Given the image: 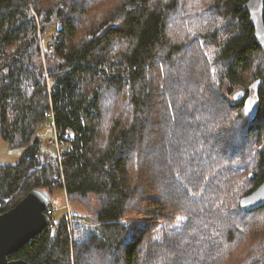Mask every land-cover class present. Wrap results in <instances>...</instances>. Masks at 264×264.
<instances>
[{
	"label": "trees",
	"instance_id": "16d2710c",
	"mask_svg": "<svg viewBox=\"0 0 264 264\" xmlns=\"http://www.w3.org/2000/svg\"><path fill=\"white\" fill-rule=\"evenodd\" d=\"M248 1L210 0L192 13L193 33L183 29L182 0H0V138L27 147L17 162L0 163V211L35 188L52 197L64 190L87 211L73 222L51 217L53 226L10 259L219 264L225 248L261 232L264 220L255 226L252 217L264 206L240 205L264 181V46ZM188 47L201 60L205 89ZM257 80L252 118L245 99L230 95L241 88L248 97ZM192 99L180 123V105ZM50 109L58 131L75 133L62 161L38 136ZM150 216L168 237L156 235L148 250ZM254 255L244 263L264 264V253Z\"/></svg>",
	"mask_w": 264,
	"mask_h": 264
},
{
	"label": "rangeland",
	"instance_id": "374dc122",
	"mask_svg": "<svg viewBox=\"0 0 264 264\" xmlns=\"http://www.w3.org/2000/svg\"><path fill=\"white\" fill-rule=\"evenodd\" d=\"M183 2L186 3V9L183 10L180 13L179 16L189 19L188 23H185L183 25V29L184 31H188L190 28H192L193 33H195L196 31H198L197 29V24L199 23V17L198 16H193L192 13L193 12H200L201 9H203L206 5L207 2L209 3L210 0H182ZM202 19V18H201ZM192 21V22H191ZM192 23V25H191ZM203 24H212V21L210 18H208V23L205 21L203 22ZM49 32V31H48ZM53 30H51L48 34V36H46V39H49L51 37ZM171 36V39H174L176 36V39L173 40L172 42L175 41H179V42H183V39L185 38H180L177 35H173V34H169V37ZM52 50V49H50ZM188 51V55L191 56L192 61L194 59V67L191 68V71L193 74L197 73V77L198 79L196 80V82L202 83V80L204 79V89L206 88L207 82L206 80L208 79L206 77V75L203 74V68H202V63L201 60L197 59L196 53H195V48L194 47H188L187 48ZM188 63V61H187ZM192 65V66H193ZM199 69H198V68ZM186 69H189V64L186 66ZM208 69V68H207ZM203 78V79H202ZM201 87H196V91H197V95L201 96L202 93V89L203 88V84L200 85ZM241 88L235 89V90H240ZM234 93H232L230 96L233 99V95ZM250 95H254V90L251 88V93ZM158 103L161 105L162 103L160 102V100L158 101ZM197 103L196 101H194V99H192L190 102H185L182 105H180L179 110L181 111V120L180 123H182L184 121L183 117L186 116L187 117V110L193 105ZM188 118V117H187ZM156 120V119H154ZM186 120V119H185ZM38 136L42 138L43 141V148L46 150H55L54 152L58 155L57 151H56V147L54 148L53 146H51L50 140L54 139V122L51 119H46L45 122H43L40 127H39V131H38ZM27 149L26 146H18V147H12L10 146L5 140H3L2 138H0V163H15L17 162L21 156L23 155V153L25 152V150ZM185 167V166H183ZM185 171H188V166L185 168ZM159 187L161 189V191H164L165 189V185L164 183H160ZM169 195L172 196V191L168 192ZM176 193H174L175 195ZM173 197V196H172ZM52 207L54 210H52V218L54 220V222H59L63 217H66V219H69V221L73 222V220H75L74 215L77 213H81L84 214L86 211V206L84 207V205H81L79 202L77 201H70L67 197V194L64 190L58 189L54 191V195H53V199H52ZM166 209H169V205L165 206ZM162 210V209H161ZM159 211V210H158ZM47 212V211H46ZM168 212V211H167ZM157 215V214H156ZM155 216H150V217H146L144 220H152L153 223H151V226H147L148 228V233H147V243L148 245H146V247L148 248V250L153 249V247L151 246L150 242H153L154 244H156V242L152 239L153 237H155L156 235H158L159 237H157V239H161L163 241L164 239V243L166 242V238L168 237V235H166V233H157L156 231H158V229L155 227L156 224L154 222V218ZM159 217V215H157V218ZM258 220L255 224L258 225L260 224L261 221L264 220V212L260 213L258 216H253V219H257ZM130 219V218H129ZM127 219V220H129ZM131 220V219H130ZM160 220V219H158ZM163 220V219H162ZM52 224V223H51ZM50 227H52L50 225ZM155 227V228H154ZM261 232H259L255 238L250 237L249 240L245 241L243 238V242L240 243V246H238L234 251L231 252L232 248H225L226 252L224 254H226L225 257H221L220 259H218V261H220L219 264H245L247 262L244 263L245 258H249L252 257L254 258V260H257V257L254 255L255 251L264 253V223L263 226H261ZM160 244V242H158ZM209 240H208V249H209ZM259 244V245H257ZM229 250V251H228ZM236 255L237 258H234ZM228 259V261L226 260ZM224 260V261H223ZM233 261V263H231Z\"/></svg>",
	"mask_w": 264,
	"mask_h": 264
},
{
	"label": "water",
	"instance_id": "95a60500",
	"mask_svg": "<svg viewBox=\"0 0 264 264\" xmlns=\"http://www.w3.org/2000/svg\"><path fill=\"white\" fill-rule=\"evenodd\" d=\"M250 14L251 24L255 28L258 42L264 46V0H249L245 5ZM262 84L255 81L251 88L254 95H247L245 89L235 92L234 99H245V110L252 118L258 113L256 97ZM52 194L43 188L29 191L15 206L5 212L0 211V264H30L24 259H10V255L20 250L36 235L52 223L46 209L52 204ZM245 211H253L264 206V181L251 193L240 199Z\"/></svg>",
	"mask_w": 264,
	"mask_h": 264
},
{
	"label": "built area",
	"instance_id": "2783aa9c",
	"mask_svg": "<svg viewBox=\"0 0 264 264\" xmlns=\"http://www.w3.org/2000/svg\"><path fill=\"white\" fill-rule=\"evenodd\" d=\"M47 81H48V91L51 94L52 92L55 91V89H54L55 81L52 78H48ZM47 117L50 118L51 120H53V122H54L55 112L52 109H50L48 111ZM54 136H55L54 139H51L49 144L53 147L54 146L56 147V151L58 153V158L60 161H62V159H63L62 148L66 145V142H67L66 139L68 137L73 138L75 136V133L72 129H70L65 134H62L61 131L57 130V128L54 124ZM52 210H54V209H53L52 204H51L46 210L47 213L50 215V217L52 216ZM51 226H53V224H51Z\"/></svg>",
	"mask_w": 264,
	"mask_h": 264
}]
</instances>
